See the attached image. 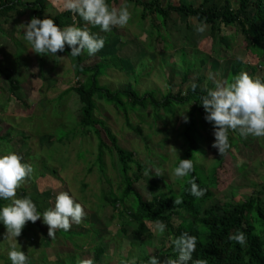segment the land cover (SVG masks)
Returning a JSON list of instances; mask_svg holds the SVG:
<instances>
[{
  "label": "rangeland",
  "instance_id": "374dc122",
  "mask_svg": "<svg viewBox=\"0 0 264 264\" xmlns=\"http://www.w3.org/2000/svg\"><path fill=\"white\" fill-rule=\"evenodd\" d=\"M20 1L22 5L16 7L15 11L0 15V155L15 152L34 169L17 189L18 197L31 196L43 212L54 206L60 192L67 191L85 207L86 216L81 223L72 224L67 231L72 233L61 234L60 231L64 230L59 229L54 237L49 236L48 226L42 222L43 217L35 223L28 221L22 234L16 238L17 242L5 239L7 229L0 223V264H11L8 252L14 242L27 254L29 264H86L91 262L93 249L97 246L95 243L100 238L104 242L105 255L95 264H132L140 256L148 260L151 255L161 261L166 260L159 253L162 241L166 246L168 240L157 230V223H147L148 233L135 245L131 235L135 225L128 224L125 216L124 219L117 218V211L106 200H101L109 191L114 194L121 191L119 166L116 157L106 153L103 159L104 174H101L94 164L95 138H88L85 131H80L76 126L80 103L78 96L70 89L81 79L75 75L74 60L69 55L37 54L23 39L25 29L20 25L32 19V3L41 2L45 7L43 16L52 17L68 11L65 0ZM158 1L161 6H166L177 4L178 0ZM226 1H229L232 9L237 8V0H223L222 4ZM201 2L185 0V3L193 5ZM125 3L119 0L111 6L120 8ZM127 4L132 19L126 26H113L111 31L104 32L99 26L88 25L90 33L106 40L105 46L95 55L89 56L86 50L81 54L87 65L100 63L103 66V76L98 79L102 87L111 91L132 89L139 94L152 92L157 99H161L169 93L175 96L189 90L208 92L216 82H234L235 75L245 71L253 79L264 81V64H256L253 60V65H250L245 50L250 39L244 41V35L236 26H221L218 35L222 41L219 38L221 46H218V40L206 37V27L201 34L196 30L201 25L195 19L183 21L172 13L167 24L169 34H155L162 37H159L160 42L156 37H148L150 20L141 21L140 10L131 3ZM70 13L63 17V27H83L86 24L78 14ZM198 37L199 40H196ZM108 62L113 63L116 69H108ZM237 66L240 67L236 73ZM185 73L188 79L183 82ZM5 74L18 83L19 90L15 97L9 93ZM173 105L175 103L166 107L173 108ZM97 107V118L106 123L118 139L119 146L132 152L134 160L140 165L139 169L134 166L131 173L142 177L134 185L143 199L151 200L160 194L168 196L172 191L176 192L178 184L173 176L174 166L183 159L187 145L184 137L175 131L182 128L183 117L190 105L182 107L178 104L176 114H173L175 117L168 121L166 127L161 121H157L154 127L150 115L139 117L136 113L128 112L132 130L128 129L122 111L101 101ZM145 112L150 113L149 107ZM200 124L193 145L204 154L197 153L195 160L209 166L204 170L209 172L206 175L210 177L211 169L222 154L212 146L215 140L213 124L206 119ZM137 126L141 128V136L136 132ZM103 140L106 141L105 138ZM230 142V157L238 164L234 161V164L229 163L224 167L222 176L225 186L220 191H213L214 199L210 204H223L227 200L242 201L259 192H263L264 200V137L249 135L245 138L237 130L230 132ZM146 167H158L163 170V175L149 178L144 174ZM202 167L198 168L199 175H205ZM83 185L86 186L84 190ZM3 202L4 205L10 203L7 200ZM128 208L127 204L126 210ZM182 218L181 214L174 215L171 223L176 226ZM122 228L126 229L127 234L123 233ZM77 245L82 246L80 251Z\"/></svg>",
  "mask_w": 264,
  "mask_h": 264
},
{
  "label": "trees",
  "instance_id": "16d2710c",
  "mask_svg": "<svg viewBox=\"0 0 264 264\" xmlns=\"http://www.w3.org/2000/svg\"><path fill=\"white\" fill-rule=\"evenodd\" d=\"M118 1L108 0V3L111 6V4ZM123 1L133 4L135 8L140 10L139 19L141 21L150 20L149 26L151 30L148 37H156L155 39L160 42H162V37L156 35L159 33L161 35L165 32L169 34L167 24L171 19L172 13H176L180 17L179 19L183 21L195 19L200 25H205L207 28L206 37L209 36L214 41L218 40V42L219 38L221 40V36L218 35L221 26L225 28L236 26L240 33L244 35V41L250 39L249 44L245 43V50L249 55L247 57L248 60L250 62L254 60L256 64H264V59L261 57V55L264 57V0H237L236 9L230 7L229 1L222 4L223 0H202L198 5L185 3V0H178L177 4H167L166 6H161L158 0L150 2L143 0ZM20 5H22L20 0H0V15H7L15 11L16 7ZM31 5L33 6L31 10L32 18H45L43 16L45 7L41 2L35 1ZM70 14V11H65L51 18L60 27H63V17ZM185 27H187V24ZM215 32H217V35L214 36ZM196 40H199V37ZM65 49L64 52L58 51L57 55H69L74 60L75 75L81 79L76 83V86L70 89L78 96L80 103L76 114V126L80 131L83 129L86 133L85 136L88 138H95L96 157L94 164L99 167L98 171L101 174H104L103 159L106 153H109V156H115L119 166L118 173L122 183L121 191L118 194L109 191L107 195L102 196L101 200H106L117 211V218L124 219L126 217L128 224L133 223L135 225L131 229L132 243L136 245L148 233L147 223L154 224L163 221L167 224V229L162 234L163 238L168 240V244L165 246L164 241H162L159 254L166 259L169 257L175 258L178 255L173 241L187 231L197 237V248L193 253V260L204 259L207 264H264L263 192L252 194L242 201L227 200L223 204L216 202L210 204L214 199L213 191H220L225 186L226 182H224L222 173L226 165H229V163L234 164L235 160L230 157L232 151L229 150L227 155L222 156L217 161L211 169L210 177L206 175L209 172L204 170V168L207 169L209 166L201 165L200 161L198 163L195 160L197 153L204 154L203 151L193 145V139L199 132L200 122L205 120L206 112L201 100L203 96L207 95V92L189 90L184 94L179 92L175 96L169 93L163 98L157 99L152 92L139 94L137 90L132 89L111 91L106 87H102L98 82L99 77L103 76V66L100 63L87 65L82 55L79 57L71 56L70 46L66 45ZM183 52L185 51L183 50ZM108 55H102L101 58ZM261 59L262 62L260 61ZM108 63V69H116L113 63ZM239 67H236V73ZM188 70H185V72ZM5 78L9 84L10 95L15 97L16 91L19 90L18 83L8 74H5ZM187 79V73L183 74L182 81L185 82ZM135 83L138 84L136 81ZM99 101L122 111L126 125L130 130L133 128L128 122V112L136 113L139 117L145 114L150 115L154 127L157 126V121H161V124L166 127L168 121L175 117L173 114H176L178 104H181L182 107L190 105L186 114L189 120L187 122L184 120L182 128L175 132L180 133V137H184V142L187 146L183 151V159H192L195 164V171L190 176L185 177V179H177L178 190L176 192L172 191L168 196L160 194L152 197L151 200L143 199L134 185L136 182L141 181L142 177L140 174L131 173L134 166L137 169L141 167L134 160L133 153L122 149L118 144V139L106 123L102 119L97 118V104ZM171 103H175L173 108L166 107L171 105ZM148 107L150 113L145 112ZM167 114H170L169 117H167ZM135 129L141 136V128L137 126ZM235 162V164H238V161ZM199 166H203L205 175H199ZM193 177L196 178V183L201 188L207 189L203 197L197 198L190 193L191 184L189 181ZM85 188L86 186L83 185V190ZM178 196L183 199V203L180 205L174 203L175 198ZM127 204L129 208L126 210ZM208 204L210 205L207 206ZM0 206H4L2 199H0ZM177 214H181L183 218L175 226L171 223V220ZM238 230L245 232L247 236V243L243 246L228 239L230 233L234 234ZM122 231L127 234L125 228H122ZM60 233L66 235L72 232L60 231ZM98 242L101 243L98 244ZM103 243L102 238L95 243L97 246L93 249L91 264L98 263L103 257L105 253L102 247ZM145 260H147L145 257L140 256L132 264H142Z\"/></svg>",
  "mask_w": 264,
  "mask_h": 264
},
{
  "label": "clouds",
  "instance_id": "9594fccd",
  "mask_svg": "<svg viewBox=\"0 0 264 264\" xmlns=\"http://www.w3.org/2000/svg\"><path fill=\"white\" fill-rule=\"evenodd\" d=\"M66 10L78 14L86 22L81 27L68 25L60 27L51 17L43 19L33 17L30 22L22 23L25 29L23 39L30 45L31 50L40 55L56 56L58 51L64 52L65 46L71 47V56L79 57L85 50L89 56L99 52L106 43L104 37L90 33L88 25L99 26L104 32L112 30L113 26L124 27L132 19V12L127 3L117 8L109 5L108 0H65ZM205 25L199 26L198 32L205 31ZM196 85H193L195 89ZM201 104L205 109V119L213 124L215 140L213 147L218 149L222 156L227 155L232 147L230 132L239 131L245 138L249 135L264 137V81L253 79L248 72H241L234 82L225 84L216 82L207 95L202 97ZM187 122L189 117L184 115ZM154 169V172H153ZM34 169L31 164L23 162V158L15 152L0 155V199L10 203L0 206V223L6 226L5 239L17 242V237L22 234V229L28 221L35 223L43 217V223L48 226L49 236L54 237L57 230H70L72 224H79L86 216L85 207L75 200L67 191L60 192L53 207L41 212L31 196L22 198L17 196V189L21 183L31 176ZM195 171L192 159H180L174 168L175 179L182 180ZM145 176H162L163 170L158 167H146ZM189 183L190 193L203 197L206 188H201L193 177ZM174 203H183L182 197H176ZM159 233H164L167 224L159 221L156 225ZM229 240L241 246L247 243L246 233L237 231L230 233ZM10 245L8 257L11 264H29V257L17 248L16 243ZM178 255L161 261L157 256L151 255L144 264H207L204 259L193 260V253L197 248V237L183 232L173 241ZM86 264H91L90 261ZM127 264V262H125Z\"/></svg>",
  "mask_w": 264,
  "mask_h": 264
},
{
  "label": "crops",
  "instance_id": "0c3cea01",
  "mask_svg": "<svg viewBox=\"0 0 264 264\" xmlns=\"http://www.w3.org/2000/svg\"><path fill=\"white\" fill-rule=\"evenodd\" d=\"M218 46H221V43H219V42H218ZM221 48H222V47H221ZM245 49H246V47H245ZM250 63H251L250 65H253V63H252V62H250ZM239 135H240V134H239ZM77 246H78V245H77ZM78 248H79V251H80V250H81V248H82V246H78ZM79 251H78V252H79ZM104 255H105V253H104ZM104 255H103V256H104Z\"/></svg>",
  "mask_w": 264,
  "mask_h": 264
}]
</instances>
